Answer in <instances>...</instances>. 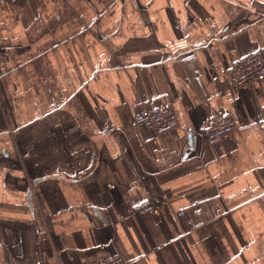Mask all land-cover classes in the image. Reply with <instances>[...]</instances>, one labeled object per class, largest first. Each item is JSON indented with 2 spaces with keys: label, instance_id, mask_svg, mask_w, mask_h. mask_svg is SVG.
I'll list each match as a JSON object with an SVG mask.
<instances>
[{
  "label": "crops",
  "instance_id": "crops-1",
  "mask_svg": "<svg viewBox=\"0 0 264 264\" xmlns=\"http://www.w3.org/2000/svg\"><path fill=\"white\" fill-rule=\"evenodd\" d=\"M259 47L264 0L0 4V264H264V79L228 71Z\"/></svg>",
  "mask_w": 264,
  "mask_h": 264
},
{
  "label": "built area",
  "instance_id": "built-area-1",
  "mask_svg": "<svg viewBox=\"0 0 264 264\" xmlns=\"http://www.w3.org/2000/svg\"><path fill=\"white\" fill-rule=\"evenodd\" d=\"M7 1L0 0V4ZM230 82L235 87L246 86L264 79V47H259L255 52L235 59L229 68ZM4 106L0 97V112ZM135 122L139 126L160 130L177 129L179 126V116L171 102H165L156 107L144 108L135 114ZM207 126L202 134L209 144L218 141L234 133L237 127L234 117L230 112L214 111L209 115ZM261 126L264 128V121ZM157 206L151 200L136 203L133 211L136 213L149 214L156 211ZM184 213L183 211H181ZM99 264H128V260L121 254L111 255Z\"/></svg>",
  "mask_w": 264,
  "mask_h": 264
},
{
  "label": "water",
  "instance_id": "water-1",
  "mask_svg": "<svg viewBox=\"0 0 264 264\" xmlns=\"http://www.w3.org/2000/svg\"><path fill=\"white\" fill-rule=\"evenodd\" d=\"M188 139L190 140V146L192 147L193 146V139H192L191 133H189Z\"/></svg>",
  "mask_w": 264,
  "mask_h": 264
}]
</instances>
